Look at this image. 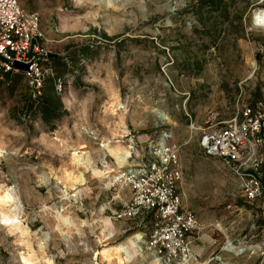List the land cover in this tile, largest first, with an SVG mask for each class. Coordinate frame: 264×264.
I'll list each match as a JSON object with an SVG mask.
<instances>
[{
  "label": "rangeland",
  "instance_id": "rangeland-1",
  "mask_svg": "<svg viewBox=\"0 0 264 264\" xmlns=\"http://www.w3.org/2000/svg\"><path fill=\"white\" fill-rule=\"evenodd\" d=\"M19 2L39 16L48 76L40 95L21 73L0 81V264H163L111 212L131 197L117 173L163 133L202 223L191 264H264V195L246 199L199 146L264 101V0Z\"/></svg>",
  "mask_w": 264,
  "mask_h": 264
},
{
  "label": "built area",
  "instance_id": "built-area-1",
  "mask_svg": "<svg viewBox=\"0 0 264 264\" xmlns=\"http://www.w3.org/2000/svg\"><path fill=\"white\" fill-rule=\"evenodd\" d=\"M42 38L36 12L26 11L19 0H0V81L21 73L34 95L41 94L48 76ZM16 62L27 69L14 68ZM171 138L163 133L137 164L117 173L115 182L131 197L111 212L117 221L144 226L146 249L163 264H191L202 223L184 206L180 151ZM199 146L240 180L246 199L264 195V101L240 103L232 118L203 130Z\"/></svg>",
  "mask_w": 264,
  "mask_h": 264
},
{
  "label": "bare ground",
  "instance_id": "bare-ground-1",
  "mask_svg": "<svg viewBox=\"0 0 264 264\" xmlns=\"http://www.w3.org/2000/svg\"><path fill=\"white\" fill-rule=\"evenodd\" d=\"M261 12V11H260ZM259 12V13H260ZM255 25H258V26H264V11L262 12V13H260L259 15H257L256 16V18H255ZM126 157H128V158H130V156H129V154L128 153H123L122 155H119V156H117V160L120 162V163H123V160L126 158ZM127 160V159H126ZM77 162H81V159H77ZM82 165V164H81ZM114 180H116V179H114ZM80 182H81V179L79 180ZM12 202H13V200H11ZM9 202V201H8ZM14 203V202H13ZM17 203V202H16ZM141 239V238H140ZM140 239L138 240L137 238H135V241L136 242H134V241H132L131 239H129V241H128V244L130 245H133V244H135V243H137V242H140ZM119 249V251H121V252H124V251H126V248L127 247H124L123 245H120L119 247H118Z\"/></svg>",
  "mask_w": 264,
  "mask_h": 264
},
{
  "label": "water",
  "instance_id": "water-1",
  "mask_svg": "<svg viewBox=\"0 0 264 264\" xmlns=\"http://www.w3.org/2000/svg\"><path fill=\"white\" fill-rule=\"evenodd\" d=\"M14 68L19 69V70H26L27 69V67L25 65L20 64L18 62L14 63Z\"/></svg>",
  "mask_w": 264,
  "mask_h": 264
}]
</instances>
